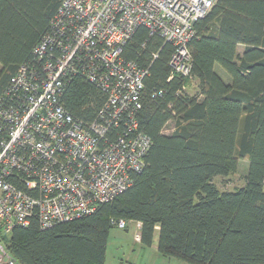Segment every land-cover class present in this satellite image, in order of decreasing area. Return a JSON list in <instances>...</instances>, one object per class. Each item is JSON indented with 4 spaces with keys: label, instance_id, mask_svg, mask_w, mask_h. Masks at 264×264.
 I'll list each match as a JSON object with an SVG mask.
<instances>
[{
    "label": "trees",
    "instance_id": "obj_1",
    "mask_svg": "<svg viewBox=\"0 0 264 264\" xmlns=\"http://www.w3.org/2000/svg\"><path fill=\"white\" fill-rule=\"evenodd\" d=\"M62 1L0 0V97L21 65L36 62L33 50ZM196 30L192 78L170 79L174 46L144 26L124 48L126 59L149 72L136 118L152 145L132 186L91 215L48 229L35 218L26 228L0 232L8 257L17 264H106L113 221L124 218L141 223L145 246L158 232L164 256L189 264H264V0H217ZM194 82L195 94L183 89ZM106 100L80 75L69 76L60 96L85 123L99 117ZM169 122L174 130L165 133ZM245 158V185L222 190L215 179L235 173Z\"/></svg>",
    "mask_w": 264,
    "mask_h": 264
},
{
    "label": "built area",
    "instance_id": "obj_2",
    "mask_svg": "<svg viewBox=\"0 0 264 264\" xmlns=\"http://www.w3.org/2000/svg\"><path fill=\"white\" fill-rule=\"evenodd\" d=\"M217 0H63L48 33L0 97V232L37 218L42 229L93 214L133 184L145 167L151 137L136 113L148 70L124 48L140 26L172 43L170 79L192 78L196 23ZM154 54V57H157ZM71 75L107 95L99 117L74 119L60 101ZM187 84L183 89L187 90ZM134 224L141 241V223ZM0 264H17L0 253Z\"/></svg>",
    "mask_w": 264,
    "mask_h": 264
},
{
    "label": "rangeland",
    "instance_id": "obj_3",
    "mask_svg": "<svg viewBox=\"0 0 264 264\" xmlns=\"http://www.w3.org/2000/svg\"><path fill=\"white\" fill-rule=\"evenodd\" d=\"M239 51H243V46H239ZM1 69V66H0ZM215 69L225 81L230 82V75L220 66ZM196 82L187 87L190 94L197 92ZM174 130V123L169 122L165 126L164 132L171 133ZM248 171V160L240 159L238 169L235 173L226 177H217L215 182L222 190H234L242 187L246 183ZM138 232L134 224L129 225L128 229H121L117 226L111 228L106 253V264H189L176 257L164 256L158 250V232L154 237L151 246H145L135 240V233ZM6 241H0V253H6Z\"/></svg>",
    "mask_w": 264,
    "mask_h": 264
},
{
    "label": "bare ground",
    "instance_id": "obj_4",
    "mask_svg": "<svg viewBox=\"0 0 264 264\" xmlns=\"http://www.w3.org/2000/svg\"><path fill=\"white\" fill-rule=\"evenodd\" d=\"M135 32H136V31H135ZM168 43H169V42H168ZM171 44H172V43H171ZM37 45H38V44H37ZM37 45H36V46H37ZM36 46H35V47H36ZM190 50H191V49H190ZM173 52H174V50H173ZM188 78H190V77H188ZM74 119H75V118H74ZM100 204H101V203H100Z\"/></svg>",
    "mask_w": 264,
    "mask_h": 264
}]
</instances>
